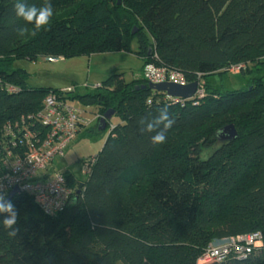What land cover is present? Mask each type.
<instances>
[{"label":"trees","instance_id":"obj_1","mask_svg":"<svg viewBox=\"0 0 264 264\" xmlns=\"http://www.w3.org/2000/svg\"><path fill=\"white\" fill-rule=\"evenodd\" d=\"M15 2L0 0V82L17 90L0 87V138L5 125L36 114L58 91L28 88L25 72L14 67L18 60L128 52L135 39L142 68L177 70L189 83L200 75L206 95L197 106L181 107L150 91L142 76L126 83L121 75L83 96L75 92L74 101L98 107L101 117L112 111L120 124L110 126L60 214L44 215L27 194L10 199L17 232L10 237L0 223V264H195L214 240L255 232L261 249L220 264H264V83L244 70L241 89L208 82L231 65L264 57V0H50L51 25L35 36L31 25L24 35L17 31L24 22ZM258 63L264 71V61ZM165 104L175 123L166 143L154 146L138 122ZM229 125L235 137L219 142ZM175 136L186 138L180 150ZM213 147L201 160L202 150ZM64 175L74 187L70 171Z\"/></svg>","mask_w":264,"mask_h":264},{"label":"built area","instance_id":"obj_2","mask_svg":"<svg viewBox=\"0 0 264 264\" xmlns=\"http://www.w3.org/2000/svg\"><path fill=\"white\" fill-rule=\"evenodd\" d=\"M244 69L245 66L239 64L229 66L227 71L238 75ZM141 74L147 84L168 83L182 87L190 84L181 72L154 63L144 65ZM195 82L197 88L191 98L177 99L166 95L164 101L181 107L188 103L197 106L206 93L200 75H197ZM0 87L8 93L17 92L16 88L1 82ZM98 87L99 85L93 89ZM75 92L74 88H66L48 93L36 114L5 125L0 138V193L6 199L13 191L16 194L30 195L40 211L49 217L60 214L76 190V185L69 187L64 172L54 167V161L64 157L66 147L88 124L82 112L72 105L74 100L71 97ZM100 118V115L96 116L97 120ZM89 162L90 165L85 164L82 168L86 175L90 172L94 158ZM262 245V235L259 232L214 240L195 264L245 261L261 249Z\"/></svg>","mask_w":264,"mask_h":264},{"label":"rangeland","instance_id":"obj_3","mask_svg":"<svg viewBox=\"0 0 264 264\" xmlns=\"http://www.w3.org/2000/svg\"><path fill=\"white\" fill-rule=\"evenodd\" d=\"M116 1L120 4V0ZM134 27L138 28L137 25ZM143 33L150 42L147 32L143 30ZM128 48V52L97 53L53 61H47L45 58H38L35 62L18 60L15 61L14 67L25 72L28 88L53 90L74 88L79 96H83L94 87L101 86L112 75H121L126 83L141 78L142 61L135 55L137 52L135 39L129 42ZM260 61H264V57L255 58L242 65L245 66L244 71L247 78L261 77L264 83V71H258V62ZM225 71L226 73L222 74L220 80L218 76H211L208 78V82L213 86L221 84L226 90L241 89L245 86L246 79L242 77V73L237 75L229 73L227 69ZM250 71L251 74H249ZM72 105L82 112V116L88 124L85 125L81 133L79 132L78 137L66 147L64 157L54 161V167L58 171H70L77 186L86 180L87 175L83 173L82 168L85 164L90 165L89 161L100 152L109 134L110 126L114 127L120 124V120L117 116H113L108 122L107 129L98 132L99 120L96 119V116L99 115V108L84 106L78 100H75ZM174 140L175 148L180 150L186 138L175 136ZM216 149L217 147L202 150L200 159L206 160Z\"/></svg>","mask_w":264,"mask_h":264},{"label":"clouds","instance_id":"obj_4","mask_svg":"<svg viewBox=\"0 0 264 264\" xmlns=\"http://www.w3.org/2000/svg\"><path fill=\"white\" fill-rule=\"evenodd\" d=\"M14 12L19 20L24 22V25L19 26L17 31L20 35H24L29 31L27 25L32 26L31 34L37 35L40 31L47 30L55 15L50 0L39 6L36 4H28L26 0H16L14 4ZM171 106L165 104L158 109V114L152 118H142L139 120L140 132L150 135V142L155 145H163L167 140V132L174 125L175 120L171 117L169 108ZM0 214H6L0 223L7 230L10 237L16 235L18 214L10 200H6L5 195L0 193Z\"/></svg>","mask_w":264,"mask_h":264},{"label":"water","instance_id":"obj_5","mask_svg":"<svg viewBox=\"0 0 264 264\" xmlns=\"http://www.w3.org/2000/svg\"><path fill=\"white\" fill-rule=\"evenodd\" d=\"M136 32L132 31V35ZM147 87L150 91H155V92H161L165 93L169 97L172 98H177V99H188L191 98L197 88V83L193 82L188 84L185 87L174 85V84H168V83H163V84H158V85H152V84H147ZM113 116L112 111H107L100 119L98 122V132H101L105 129L106 124L111 120ZM235 137V132L234 129L231 125L224 127L221 132L219 133V142H226L229 140H232ZM16 194V191H13L6 200H10L14 195Z\"/></svg>","mask_w":264,"mask_h":264},{"label":"crops","instance_id":"obj_6","mask_svg":"<svg viewBox=\"0 0 264 264\" xmlns=\"http://www.w3.org/2000/svg\"><path fill=\"white\" fill-rule=\"evenodd\" d=\"M82 130H83V129H82ZM82 130H81V131H82ZM81 131H80V133H81ZM77 137H78V136H77Z\"/></svg>","mask_w":264,"mask_h":264}]
</instances>
